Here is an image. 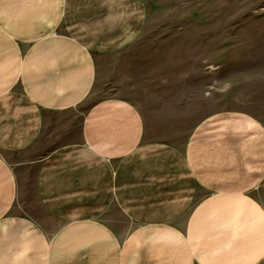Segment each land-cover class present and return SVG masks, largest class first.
<instances>
[{
    "label": "crops",
    "instance_id": "0c3cea01",
    "mask_svg": "<svg viewBox=\"0 0 264 264\" xmlns=\"http://www.w3.org/2000/svg\"><path fill=\"white\" fill-rule=\"evenodd\" d=\"M144 17L143 0H0V264H264V118L232 108L264 100L95 88ZM31 165L46 224L19 201Z\"/></svg>",
    "mask_w": 264,
    "mask_h": 264
},
{
    "label": "rangeland",
    "instance_id": "374dc122",
    "mask_svg": "<svg viewBox=\"0 0 264 264\" xmlns=\"http://www.w3.org/2000/svg\"><path fill=\"white\" fill-rule=\"evenodd\" d=\"M143 2L145 17L140 34L130 47L101 64L97 90L132 98L135 84L147 87L157 83L158 87L171 83L173 88L181 83L189 91L202 88L205 103L210 105L218 96L219 103L239 106L264 100V0ZM105 74L109 78L115 74L117 79H108V84L116 86L117 82L118 88L103 89ZM217 108L224 107H194L198 113H188L185 119L192 121L201 112ZM232 108L257 110L264 118V107ZM44 152L45 148L35 146L25 155L36 160ZM33 170L31 165L25 173V195L19 201L24 213L46 224L48 216L34 191Z\"/></svg>",
    "mask_w": 264,
    "mask_h": 264
}]
</instances>
